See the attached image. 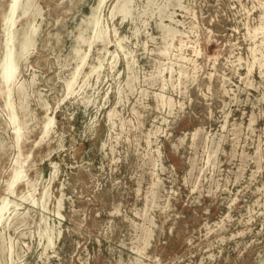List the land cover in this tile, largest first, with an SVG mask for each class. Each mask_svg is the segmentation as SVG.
I'll return each mask as SVG.
<instances>
[{
	"label": "rangeland",
	"instance_id": "obj_1",
	"mask_svg": "<svg viewBox=\"0 0 264 264\" xmlns=\"http://www.w3.org/2000/svg\"><path fill=\"white\" fill-rule=\"evenodd\" d=\"M116 1L102 4L104 41L90 50L97 0H31L17 15V38L29 25L35 43L11 88L18 143L0 86V197L19 157L34 188L22 181L10 199L35 204L6 214L0 263L264 264V36L253 30L264 0H134L124 20L109 17ZM45 107L54 125L42 138Z\"/></svg>",
	"mask_w": 264,
	"mask_h": 264
},
{
	"label": "bare ground",
	"instance_id": "obj_2",
	"mask_svg": "<svg viewBox=\"0 0 264 264\" xmlns=\"http://www.w3.org/2000/svg\"><path fill=\"white\" fill-rule=\"evenodd\" d=\"M85 1V0H84ZM104 1L107 2V0H97L96 5L92 8H90L91 13L88 15L89 16V21H88V25L90 26V29H92L93 35L91 36V38H89L86 41V45L88 46L89 50L92 48V44L94 42H100L102 43L103 37L105 35V30L103 27H101L100 25V21H99V12L101 9L102 4L104 3ZM156 0H147V6L149 5H153L155 4ZM169 1V0H167ZM177 1V0H176ZM180 1V0H179ZM93 2V1H92ZM33 2H31V0H9V6H8V10L5 11V14L2 16L1 18V27H2V55L0 58V86H2L3 91L2 94L4 95V105H5V109H11L12 111H10V115H9V124L11 125L12 128V134L15 138L16 143L19 142L20 138H21V128H23L21 126V122L19 123L16 115L14 113V109H13V105L11 103V88L14 85V82L16 81L17 78V72H18V62L19 60H21L25 54H27L26 52L28 51V49L33 45V39H34V33H35V28L32 26H27L26 28L24 27L22 29V31L20 32V37L17 38V30L15 29V23L17 20V15L19 16H25L26 14H28L29 8H31V6ZM137 3V2H136ZM175 3V2H174ZM105 4V3H104ZM134 0H117L112 8L111 11L109 13V17L110 19L115 18L117 15L121 16L122 19L124 20V18L126 17H132L133 15L136 16V14H133V10H134ZM138 5V4H137ZM145 5V4H143ZM177 5V4H176ZM180 5V4H179ZM162 6L160 3L159 5H157V7ZM165 6V5H163ZM181 6V5H180ZM91 7V4H90ZM139 7V6H138ZM137 7V9H138ZM89 8V7H88ZM147 7L145 6V9ZM164 8V7H162ZM136 9V8H135ZM142 9V8H141ZM144 9V11H145ZM150 9V8H149ZM89 10V11H90ZM158 10V8H157ZM161 10V9H159ZM36 11V10H35ZM135 11V10H134ZM159 12V11H158ZM37 13V12H36ZM41 13V12H40ZM145 13V12H144ZM32 14V13H31ZM141 14V13H140ZM163 14V13H162ZM139 16V14H138ZM142 16V15H141ZM164 17V16H163ZM135 19V17H133ZM174 18V17H173ZM81 19V17H80ZM131 19V18H130ZM139 19V17L137 18ZM162 19V18H161ZM166 19V18H165ZM18 21V20H17ZM84 21V20H81ZM135 21V20H134ZM133 22V21H132ZM85 23V22H83ZM136 23V22H135ZM138 23V22H137ZM134 24V23H133ZM135 25V24H134ZM40 26V25H39ZM136 27V26H134ZM87 28V27H86ZM89 28V27H88ZM162 28V27H161ZM160 28V29H161ZM63 29V28H62ZM133 29V28H131ZM137 29V28H136ZM164 31L166 32V35H170L175 31H173L171 28H168L166 26L163 27ZM250 29V28H249ZM252 29V28H251ZM138 30V29H137ZM162 30V29H161ZM254 32H258L260 31V33L264 36V21H262L260 23V25L256 28H253ZM132 31V30H131ZM163 31V32H164ZM40 32V30H39ZM134 32V30H133ZM162 32V31H161ZM177 32V29H176ZM175 32V33H176ZM253 32V33H254ZM108 33V32H107ZM137 33V32H136ZM135 33V34H136ZM179 33V32H178ZM248 33V32H247ZM39 34V33H38ZM55 34V33H54ZM164 34V33H163ZM82 35V31L79 32V36H78V40L82 41L81 38ZM116 35V34H115ZM250 35V34H249ZM255 35V34H254ZM261 35V36H262ZM107 36V35H106ZM133 36V35H132ZM247 36V35H246ZM257 36V35H256ZM255 36V37H256ZM258 36V37H261ZM59 37V36H58ZM77 38V37H75ZM106 38V37H105ZM181 38V37H180ZM179 38V39H180ZM137 39V38H136ZM175 39V37L173 38ZM249 39V38H247ZM106 40V39H105ZM120 40V39H119ZM166 40V39H165ZM252 40V39H251ZM264 40V37H263ZM104 41V40H103ZM108 42V41H107ZM106 42V43H107ZM264 42V41H263ZM35 43V42H34ZM104 44V42H103ZM108 44V43H107ZM254 44V43H253ZM259 44V43H258ZM80 45V43H79ZM264 45V44H263ZM169 43L165 42V47L160 51L161 54L163 55H167L168 51H169ZM256 46V44H255ZM76 47V46H75ZM117 47L123 51V47L121 44V41H118L117 43ZM135 47V46H134ZM184 47V43H180L176 50L179 52V54H177V57L181 60L184 61L186 60L185 57H183V54H181V50ZM80 49V47H79ZM82 49V48H81ZM251 49V48H250ZM261 49V48H260ZM126 50V49H125ZM252 50V49H251ZM73 52V51H72ZM75 53H78V49L74 50ZM84 52V51H82ZM81 52V53H82ZM127 52V51H126ZM253 52V51H252ZM255 52V51H254ZM261 52V51H260ZM262 53V52H261ZM260 54V53H259ZM264 54V53H263ZM88 53L85 52L83 56H80L79 63L76 65L75 69L73 70V72H71V77L70 79H68L66 82H64L65 84V90L67 92V96H69V94L72 93L73 95V86H75L74 84L76 83V75L79 72L80 68L82 65H84V62L86 60V57ZM111 55L115 58L116 53L115 52H111ZM26 56V55H25ZM124 56L126 57L128 63H130V59H132L131 57L128 59V54L124 52ZM257 57V56H256ZM255 58V56H254ZM76 59V58H75ZM96 59V58H95ZM113 59V58H112ZM253 59V57H252ZM116 60V59H115ZM256 61V60H254ZM258 61V60H257ZM262 62V61H261ZM259 63V62H258ZM257 63V64H258ZM109 64V63H108ZM252 66V64H250ZM249 65V66H250ZM86 66V65H84ZM259 66V65H257ZM262 66V65H261ZM91 67V66H89ZM102 67V62L101 60L98 61V65H94L92 66L88 71V73L85 74V76L88 74H93V73H97L99 74V69ZM251 69V67H249ZM82 69V68H81ZM262 69V68H261ZM264 69V68H263ZM260 70V69H259ZM69 72V74H70ZM81 73V72H80ZM249 73V70H248ZM263 74V73H262ZM90 76V75H89ZM80 77V76H79ZM145 77V76H144ZM154 77V76H153ZM153 77H151L152 79H154ZM156 77V76H155ZM174 77V76H173ZM78 78V77H77ZM86 80V79H85ZM88 80V79H87ZM86 80V81H87ZM35 81V80H34ZM82 81V80H81ZM246 81V80H245ZM21 82V81H20ZM85 82V81H84ZM88 82V81H87ZM88 84V83H87ZM23 86L24 84H20L17 86V92L21 93L23 90ZM82 86V85H81ZM84 86V85H83ZM82 86V87H83ZM79 87V86H78ZM84 88V87H83ZM80 90V88H79ZM75 92V91H74ZM23 94V92H22ZM21 94V95H22ZM75 94V93H74ZM66 95V94H65ZM64 95V96H65ZM66 96V97H67ZM25 99V98H24ZM85 100V99H84ZM171 100V99H170ZM43 101V100H42ZM61 101V100H60ZM159 101L161 102V105H167L169 106V102L162 96H160ZM87 102V100H86ZM85 102V103H86ZM45 104V102H42ZM28 104V103H27ZM81 104V102H80ZM83 104V102H82ZM90 104V103H89ZM87 104V105H89ZM86 105V104H85ZM86 105V107H87ZM57 106V105H56ZM85 108V106H83ZM20 108L24 109V105L23 102L20 101ZM43 108V107H42ZM46 110V114H45V118L43 121V125H42V129H41V135L42 138L46 137L47 135H49V132L52 130L53 125H54V117L49 115L48 112V108L45 107ZM30 114V113H29ZM6 120V119H5ZM27 128V127H26ZM25 128V129H26ZM23 134V133H22ZM27 135V134H26ZM1 143V141H0ZM1 146V145H0ZM3 148V147H2ZM16 150V149H15ZM16 154V153H15ZM19 154V153H18ZM17 156V155H16ZM15 157V156H14ZM21 157V156H20ZM19 157H16L14 162H13V168L11 170L9 179L6 181V185H5V195L0 197V226L5 227V225L7 224V222H5V216L6 214L10 211L11 208H16L19 205V202H29V204L34 205L35 201L33 199H31L30 195H27V193L34 188L33 183L28 182L27 181V176H26V172L23 170V164L21 161H19L18 159ZM29 158V157H27ZM54 168V167H53ZM56 170V169H55ZM56 173V172H55ZM51 175V174H50ZM54 175V172L53 174ZM55 176V175H54ZM52 177V176H51ZM22 181H26V187L28 189L27 193H23L21 196L18 197L19 202L15 201V200H11L10 196L15 194V188L17 186L18 183L22 182ZM37 183V181H36ZM35 183V185H36ZM47 191L48 189L45 188L44 189V194H43V198H46L45 196L47 195ZM61 200L59 199V202ZM43 203V202H42ZM58 203V202H57ZM37 205V204H36ZM39 205V203H38ZM42 205V204H41ZM58 206V205H57ZM61 207V206H60ZM42 208V207H41ZM43 208H45V206H43ZM59 208V206H58ZM60 209V208H59ZM15 210V209H14ZM58 213V212H57ZM7 219V218H6ZM47 220V219H46ZM40 222L42 223V225L44 226V232L48 231L46 230V227L48 228V226L45 227V218L41 217ZM9 227V226H8ZM46 233V232H45ZM44 233V234H45ZM48 235V233H46ZM45 234V235H46ZM47 237V236H46ZM51 237V236H50ZM48 240L49 237H47ZM53 240V239H52ZM5 245V244H4ZM46 246V245H45ZM1 248V246H0ZM3 248V246H2ZM3 250V249H2ZM11 250V249H10ZM9 250V251H10ZM4 252V251H3ZM9 254H11V251L9 252ZM1 264V263H0Z\"/></svg>",
	"mask_w": 264,
	"mask_h": 264
}]
</instances>
